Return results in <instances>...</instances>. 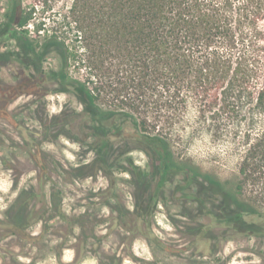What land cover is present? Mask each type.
<instances>
[{
	"label": "trees",
	"instance_id": "1",
	"mask_svg": "<svg viewBox=\"0 0 264 264\" xmlns=\"http://www.w3.org/2000/svg\"><path fill=\"white\" fill-rule=\"evenodd\" d=\"M6 1L8 27L37 47L43 41L63 61L49 76L58 86L55 91L73 94L86 108L75 117L89 127L94 139L89 146L97 157L77 166L76 176L95 165L104 171L101 163H109L111 152L130 147L144 151L159 173L152 188L140 170L139 196L133 209L118 207V226L130 232L127 221L135 227L141 219L148 222L156 196L178 169L196 187L189 196L193 209L183 208L194 221L188 233L211 243L255 236L264 245V0ZM198 133L214 139L218 161L234 163V178L203 172L175 156L173 137ZM115 134L124 139L123 148L113 142ZM51 164H41L38 174L43 205L47 193L52 199L61 194L51 181ZM28 197L22 192L6 211L8 224L20 227L27 219ZM89 218V229L81 217L74 222L82 225L86 244L91 242L88 249L102 264H120L106 262L91 240L94 218ZM260 256L264 260V248Z\"/></svg>",
	"mask_w": 264,
	"mask_h": 264
},
{
	"label": "rangeland",
	"instance_id": "2",
	"mask_svg": "<svg viewBox=\"0 0 264 264\" xmlns=\"http://www.w3.org/2000/svg\"><path fill=\"white\" fill-rule=\"evenodd\" d=\"M7 5L6 0H0V264H102L88 249L91 242L86 244L82 225L74 224L81 217L89 229L90 216L95 232L91 240L100 245L106 262L264 264L260 256L264 245L255 236L237 235L211 243L188 233L187 226L194 221L183 208L193 209L190 195L196 187L194 183L188 185L184 172L178 169L170 172L163 194L156 196L158 204L148 215V222L141 219L135 227L127 221L133 226L130 232L118 226V207L122 204L133 209L139 196L143 182L140 170L146 173L145 184L152 182V188L159 173L144 151L130 147L124 153L120 149L111 152L109 163L100 162L104 171L95 165L97 168L90 166L76 176L77 166L97 157L89 146L94 140L89 136V127H83V118L75 117L86 108L73 94L55 91L58 86L49 76L63 67L58 52L43 41L37 47L19 29L8 27ZM47 24L53 26L55 22ZM28 27L35 30L32 23ZM13 33L16 37L11 36ZM187 136L172 139L178 159L191 160L203 172L234 178V163L218 161V147L208 133ZM111 138L117 148H123L125 142L120 135ZM47 161H52L51 181L61 194L52 199L47 193L43 205L41 195L38 197V174L41 164ZM251 189L248 186L246 190ZM22 192L29 194L30 201L21 229L8 224L5 213ZM12 213L18 214L16 210Z\"/></svg>",
	"mask_w": 264,
	"mask_h": 264
},
{
	"label": "flooded vegetation",
	"instance_id": "3",
	"mask_svg": "<svg viewBox=\"0 0 264 264\" xmlns=\"http://www.w3.org/2000/svg\"><path fill=\"white\" fill-rule=\"evenodd\" d=\"M21 228V227H20ZM19 229V228H18ZM18 229H16V231L18 230ZM22 229V228H21Z\"/></svg>",
	"mask_w": 264,
	"mask_h": 264
}]
</instances>
